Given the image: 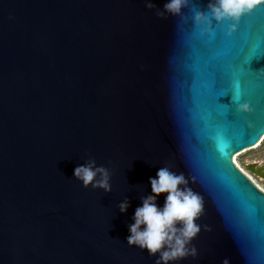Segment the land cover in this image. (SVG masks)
I'll list each match as a JSON object with an SVG mask.
<instances>
[{
    "label": "water",
    "instance_id": "water-1",
    "mask_svg": "<svg viewBox=\"0 0 264 264\" xmlns=\"http://www.w3.org/2000/svg\"><path fill=\"white\" fill-rule=\"evenodd\" d=\"M151 2L0 0V264H154L125 238L165 166L203 203L197 256L179 264H264V191L233 158L264 134V55L246 65L250 111L233 104L221 122L198 101L203 49L190 39L232 33L213 58L239 75L248 46L264 44V6L203 31L192 16L208 0L163 17L165 0ZM220 139L233 142L227 163ZM88 158L109 169L111 191L72 177Z\"/></svg>",
    "mask_w": 264,
    "mask_h": 264
},
{
    "label": "clouds",
    "instance_id": "clouds-1",
    "mask_svg": "<svg viewBox=\"0 0 264 264\" xmlns=\"http://www.w3.org/2000/svg\"><path fill=\"white\" fill-rule=\"evenodd\" d=\"M189 0H165L158 17L165 15H181L182 9ZM264 0H208L207 12L197 9L192 22L196 26L203 25L202 30L208 31L215 21H238L242 15L250 12L253 6ZM145 7L153 8L151 0H146ZM234 23L228 24L233 30ZM239 112L250 111L249 104L236 105ZM110 171L103 165L98 166L94 159L88 158L73 168L72 177L80 181L85 188L91 186L104 192L111 191ZM150 191L140 198V204L134 209L131 223L127 225L126 244L146 251L149 257L155 256L154 264H179L189 257L195 259L197 249L192 240L201 230L196 221L203 214L202 198L190 187L183 173H176L168 167H159L155 176L148 178ZM163 195V203L158 198ZM120 213L129 208L127 197L117 204ZM205 230H210L204 226ZM221 264H229L225 257Z\"/></svg>",
    "mask_w": 264,
    "mask_h": 264
},
{
    "label": "snow or ice",
    "instance_id": "snow-or-ice-1",
    "mask_svg": "<svg viewBox=\"0 0 264 264\" xmlns=\"http://www.w3.org/2000/svg\"><path fill=\"white\" fill-rule=\"evenodd\" d=\"M255 5L261 7L264 6V2ZM254 9L257 8H252V11ZM251 12L244 16H248ZM231 34L226 32L223 36H230ZM223 36L217 34L210 39H202V35H199V37L192 35L190 37L194 45L203 49L196 52V56L198 55L201 58V62L197 65L195 60L193 66L195 84L203 81V86L198 89V101L207 109V113L210 116H216L221 122L230 115V108L233 104L241 103V98L248 84V77L254 73L246 65H249L253 58L258 59L261 55H264V44L256 46L251 43L246 50L244 62L238 65L240 74L235 75L231 71V65L225 67L213 58V53L223 47ZM229 95L231 96L232 104L222 103L220 98ZM242 103L249 104L247 101ZM216 126L219 127L220 124L218 123ZM220 142L223 146L219 151L223 152L224 161L227 163L228 156L231 154L229 149L232 147L233 142L227 139H220ZM228 170L236 177H239L230 168Z\"/></svg>",
    "mask_w": 264,
    "mask_h": 264
},
{
    "label": "rangeland",
    "instance_id": "rangeland-1",
    "mask_svg": "<svg viewBox=\"0 0 264 264\" xmlns=\"http://www.w3.org/2000/svg\"><path fill=\"white\" fill-rule=\"evenodd\" d=\"M235 155L236 165L264 191V176L258 170V166L264 163V138L256 147L244 148Z\"/></svg>",
    "mask_w": 264,
    "mask_h": 264
},
{
    "label": "flooded vegetation",
    "instance_id": "flooded-vegetation-1",
    "mask_svg": "<svg viewBox=\"0 0 264 264\" xmlns=\"http://www.w3.org/2000/svg\"><path fill=\"white\" fill-rule=\"evenodd\" d=\"M259 173H261L264 176V163L258 166ZM257 171V170H256ZM258 172V171H257Z\"/></svg>",
    "mask_w": 264,
    "mask_h": 264
},
{
    "label": "bare ground",
    "instance_id": "bare-ground-1",
    "mask_svg": "<svg viewBox=\"0 0 264 264\" xmlns=\"http://www.w3.org/2000/svg\"><path fill=\"white\" fill-rule=\"evenodd\" d=\"M263 135H264V134H263ZM263 135H262V136H263ZM262 136H261V137H262ZM263 138H264V136L262 137V139H263ZM262 139L260 140V142L262 141ZM260 142H259V143H260ZM259 143L257 142L256 144L258 145ZM256 144H255V145H256ZM257 145H256V146H257ZM256 146H254V147H256ZM233 158H234V161L236 162V155L233 156ZM236 163H237V162H236Z\"/></svg>",
    "mask_w": 264,
    "mask_h": 264
},
{
    "label": "built area",
    "instance_id": "built-area-1",
    "mask_svg": "<svg viewBox=\"0 0 264 264\" xmlns=\"http://www.w3.org/2000/svg\"><path fill=\"white\" fill-rule=\"evenodd\" d=\"M263 136H264V135H263ZM263 136H262V137H263ZM262 137H261V139H262ZM261 139H260V140H261ZM259 142H260V141H259ZM259 142H258V143H259ZM256 145H257V144H256ZM235 163H236V162H235Z\"/></svg>",
    "mask_w": 264,
    "mask_h": 264
}]
</instances>
